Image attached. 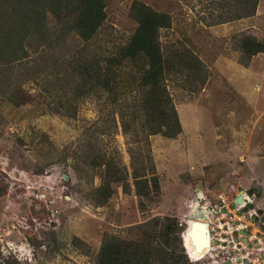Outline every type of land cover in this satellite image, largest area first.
I'll use <instances>...</instances> for the list:
<instances>
[{"label":"rangeland","instance_id":"374dc122","mask_svg":"<svg viewBox=\"0 0 264 264\" xmlns=\"http://www.w3.org/2000/svg\"><path fill=\"white\" fill-rule=\"evenodd\" d=\"M105 1L106 20L96 39L86 43L89 54L98 45L107 54L136 28L130 12L135 0ZM136 1L170 14L172 25L161 30V43L189 48L207 71L201 88L189 86L199 81L189 84L187 77L167 81L182 130L174 138H148L159 193L140 198L141 207L134 192L116 187L98 204L100 169L82 160L104 152L128 162V150L143 145V133H125L118 118L111 121V109L129 118L133 93L111 98L113 103L107 93L79 94L70 117L61 105L77 78L67 85L61 73L60 80L41 74L34 80L16 71L9 83L15 102L7 98L10 90L0 93V182L7 186L0 195V261L95 264L105 238H130L134 225L164 216L176 218L185 230L193 202L213 203L219 192L251 194L264 231V53L245 65L235 48L241 34L264 39V0L253 16L223 23L215 22L218 10L210 14L205 0ZM217 217L208 214L211 248L190 259L194 264L225 263L212 245ZM250 247L238 245L235 252L246 254Z\"/></svg>","mask_w":264,"mask_h":264},{"label":"trees","instance_id":"16d2710c","mask_svg":"<svg viewBox=\"0 0 264 264\" xmlns=\"http://www.w3.org/2000/svg\"><path fill=\"white\" fill-rule=\"evenodd\" d=\"M205 1L212 8L210 14L218 10L213 15L216 23L253 16L259 3ZM105 7V0H0V93L10 90V79L16 71L34 80L39 74L45 80L49 75L60 80L61 73L67 85L69 78H77L72 95L61 105L63 114L70 117L75 114L73 104L79 94L107 93L110 102L111 98L133 93L129 118L111 109V121L118 118L125 133H143V145L128 150V162L104 152L86 154L82 160L100 169L98 204L120 187L124 194L134 192L139 206L144 207L140 198L160 191L148 138L153 134L174 138L182 130L167 81L187 77L191 79L189 84L199 81L189 86L201 88L207 71L189 48L161 43V30L172 25L170 14L136 0L130 8L136 28L129 39L107 54L101 45L89 54L86 43L99 35L107 16ZM235 48L246 65L251 57L264 53V39L241 34ZM15 66L21 68L15 70ZM14 92L10 90L7 95L10 102H15ZM6 189L0 182V195ZM134 226L130 238H105L95 264H194L182 245L183 228L176 218L156 217ZM0 264L17 263L6 259Z\"/></svg>","mask_w":264,"mask_h":264},{"label":"built area","instance_id":"2783aa9c","mask_svg":"<svg viewBox=\"0 0 264 264\" xmlns=\"http://www.w3.org/2000/svg\"><path fill=\"white\" fill-rule=\"evenodd\" d=\"M245 197L247 196L245 195ZM233 198L234 196L229 197L227 194L219 192L215 202L209 201L204 205L210 211L211 209L215 210L218 215L217 232L212 240V245L214 244L215 248L222 253L223 262L245 264V261H248V264H264V231L253 220L255 210L241 211L243 205L232 204ZM247 228H250L249 231ZM251 243L256 246L250 247ZM238 245L241 248H245L247 245L250 250L246 251V254H242L240 250H237L236 253ZM249 254H251V258H249Z\"/></svg>","mask_w":264,"mask_h":264},{"label":"water","instance_id":"95a60500","mask_svg":"<svg viewBox=\"0 0 264 264\" xmlns=\"http://www.w3.org/2000/svg\"><path fill=\"white\" fill-rule=\"evenodd\" d=\"M244 194L247 197H245ZM232 204L243 205V207L241 208V211L243 212L252 209V195L245 193L244 191H241L240 193H237L234 196L232 200ZM208 211L209 209L207 207L195 205L187 215L189 218L188 220H186L187 228L182 232V238H183L182 244L190 259H192V257L194 256H197L198 254H202V255L206 254L207 252L205 251V249L207 247L208 248L211 247V240L209 238L210 231L206 223V219L208 218ZM211 213H216V211L211 209ZM261 213H262L261 210L254 213L253 220L255 222H258ZM197 231L201 233V238L197 236L196 234ZM184 236L189 237L190 242L193 245L192 249L189 250L186 248V244L184 242ZM224 264H231V263L225 262ZM245 264H248V261H245Z\"/></svg>","mask_w":264,"mask_h":264},{"label":"bare ground","instance_id":"6f19581e","mask_svg":"<svg viewBox=\"0 0 264 264\" xmlns=\"http://www.w3.org/2000/svg\"><path fill=\"white\" fill-rule=\"evenodd\" d=\"M198 203H196V202H193V204L191 205L192 206V208L195 206V205H197ZM197 236L199 237V238H201V233L199 232V231H197ZM209 238L211 239V236L209 235ZM184 242H185V244H186V248L187 249H192L193 248V245H192V243L190 242V239H189V237H187V236H184ZM208 248V247H207ZM211 248V247H210ZM209 250V249H208ZM205 251L206 252H208L207 251V249H205ZM203 255L202 254H198L197 256H194V257H192V259H199V258H201Z\"/></svg>","mask_w":264,"mask_h":264},{"label":"flooded vegetation","instance_id":"af4514ba","mask_svg":"<svg viewBox=\"0 0 264 264\" xmlns=\"http://www.w3.org/2000/svg\"><path fill=\"white\" fill-rule=\"evenodd\" d=\"M200 206H201V205H200ZM202 206H204V205H202ZM204 207H205V206H204ZM209 213H211V211H210V210L208 211V214H209Z\"/></svg>","mask_w":264,"mask_h":264},{"label":"crops","instance_id":"0c3cea01","mask_svg":"<svg viewBox=\"0 0 264 264\" xmlns=\"http://www.w3.org/2000/svg\"><path fill=\"white\" fill-rule=\"evenodd\" d=\"M237 20H238V19H237ZM233 21H236V20H233ZM233 21H232V22H233ZM230 22H231V21H230Z\"/></svg>","mask_w":264,"mask_h":264}]
</instances>
